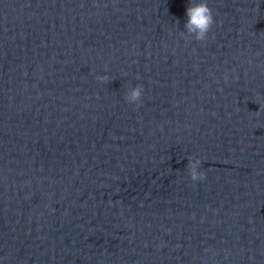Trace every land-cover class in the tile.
<instances>
[{"label": "clouds", "instance_id": "9594fccd", "mask_svg": "<svg viewBox=\"0 0 264 264\" xmlns=\"http://www.w3.org/2000/svg\"><path fill=\"white\" fill-rule=\"evenodd\" d=\"M187 21L184 25L186 38L193 37L196 41H204L208 37V33L215 23L214 15L211 8L208 6L207 0H190V5L186 10ZM178 23V22H177ZM98 81L108 82V76H98ZM144 89L142 85H137L130 88L126 93V101L129 104H137L141 100ZM201 165L200 159L189 158L188 169L189 176L192 181H203L206 176L203 171H198Z\"/></svg>", "mask_w": 264, "mask_h": 264}]
</instances>
